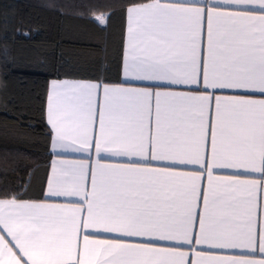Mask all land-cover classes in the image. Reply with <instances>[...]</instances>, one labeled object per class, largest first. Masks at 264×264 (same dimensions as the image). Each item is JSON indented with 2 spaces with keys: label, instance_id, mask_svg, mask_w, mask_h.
<instances>
[{
  "label": "snow or ice",
  "instance_id": "obj_1",
  "mask_svg": "<svg viewBox=\"0 0 264 264\" xmlns=\"http://www.w3.org/2000/svg\"><path fill=\"white\" fill-rule=\"evenodd\" d=\"M42 6L99 32L21 65L12 42L39 26L0 13L5 76L58 77L45 132L0 123V264H264V0Z\"/></svg>",
  "mask_w": 264,
  "mask_h": 264
},
{
  "label": "trees",
  "instance_id": "obj_2",
  "mask_svg": "<svg viewBox=\"0 0 264 264\" xmlns=\"http://www.w3.org/2000/svg\"><path fill=\"white\" fill-rule=\"evenodd\" d=\"M60 3L67 5L87 4L99 12H107L111 0H0V13H6L11 27L17 26L20 18L39 26V31L31 38L18 35L13 41V50L19 55L20 63L23 58L31 55L39 45V51L52 62L58 63L57 53L61 49L80 48L85 45L80 41L91 39L99 32L98 23L93 19L76 15L61 16L51 10L44 3ZM79 11H86L81 8ZM68 12L77 9L69 7ZM124 18L117 12L113 17L112 27L109 29L107 40L115 54H118L123 45ZM11 38V32L8 33ZM69 59L66 57V60ZM58 77L37 73L27 67H10L7 76L3 63H0V81H7L6 89L0 90V101H8V114L0 109V123L14 125L21 120L37 125V133L46 131L44 123V106L47 92V81ZM71 78V77H70ZM19 118V119H18ZM42 139L43 137L40 136ZM37 162L43 166L48 157L44 149L39 146L36 154Z\"/></svg>",
  "mask_w": 264,
  "mask_h": 264
},
{
  "label": "crops",
  "instance_id": "obj_3",
  "mask_svg": "<svg viewBox=\"0 0 264 264\" xmlns=\"http://www.w3.org/2000/svg\"><path fill=\"white\" fill-rule=\"evenodd\" d=\"M123 43H124V36H123Z\"/></svg>",
  "mask_w": 264,
  "mask_h": 264
}]
</instances>
